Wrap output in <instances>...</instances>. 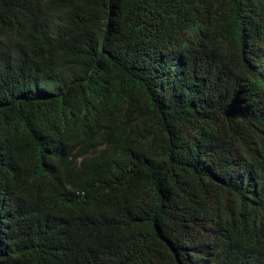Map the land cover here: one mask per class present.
Masks as SVG:
<instances>
[{
    "label": "trees",
    "instance_id": "trees-1",
    "mask_svg": "<svg viewBox=\"0 0 264 264\" xmlns=\"http://www.w3.org/2000/svg\"><path fill=\"white\" fill-rule=\"evenodd\" d=\"M0 264H264V0H0Z\"/></svg>",
    "mask_w": 264,
    "mask_h": 264
}]
</instances>
